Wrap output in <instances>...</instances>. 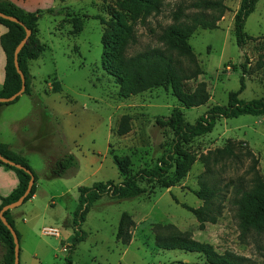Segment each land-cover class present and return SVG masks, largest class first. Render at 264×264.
Segmentation results:
<instances>
[{
	"label": "rangeland",
	"instance_id": "rangeland-1",
	"mask_svg": "<svg viewBox=\"0 0 264 264\" xmlns=\"http://www.w3.org/2000/svg\"><path fill=\"white\" fill-rule=\"evenodd\" d=\"M191 1L159 0L158 8L144 16L135 0H52L51 6H64L68 15L44 9L40 12L38 36L50 48L31 60L29 69L41 98L45 97L44 77L52 74L60 81L61 89L50 90L47 100L59 110L56 126L61 134V150L69 149L78 164L65 168L60 178L48 180L40 174L43 161L39 155L30 157L29 166L40 189L46 192L38 193L37 206L42 208L45 204L47 210L43 216L35 215L24 223L21 218L13 222L21 263L23 259L28 264L64 263L66 251L57 250V238L42 234L40 227L55 224L63 231L59 217L64 210L60 207L65 206L69 213L74 211L77 185L106 179L119 181L123 176L117 171L113 155L133 172L151 166L170 148L171 132L155 123L156 115L165 116L177 106L183 119L192 122L212 104H225L228 91L238 88L240 75L244 84L239 97L249 99L264 92V0H257L245 18L246 38L241 47L234 41L232 23L239 0H223L226 8L216 27L197 26L187 39L202 71L186 83L191 89L197 81L204 82V102L184 106L170 87L163 85L127 96L118 94V83L100 61L103 20L117 11L131 23L134 40L123 50L128 55L161 45L157 35L162 27L193 10ZM40 4H47V0ZM226 141L252 151L264 189V115L216 117L209 131L182 143L185 170L169 187L156 181H140L145 190L135 196L110 197L102 192L91 201L80 223L85 236L70 251V264H208L198 251L157 245L156 236L172 235L211 243L218 252L227 250L242 255L245 264H264V229L240 234L237 206L230 199L236 180L249 175L245 170L248 159L220 163L213 154L206 162L201 158ZM172 172L171 166L169 176ZM212 180L222 192L220 213L215 221L199 225L180 203L199 205L201 199L194 190L200 182ZM28 246L35 247V258L30 256Z\"/></svg>",
	"mask_w": 264,
	"mask_h": 264
},
{
	"label": "trees",
	"instance_id": "trees-1",
	"mask_svg": "<svg viewBox=\"0 0 264 264\" xmlns=\"http://www.w3.org/2000/svg\"><path fill=\"white\" fill-rule=\"evenodd\" d=\"M135 2L141 9L143 16L151 10H156L159 5V0H135ZM256 2L257 0H239L234 10L232 17L233 37L239 47L242 46L246 38L243 29L245 18L254 9ZM190 5L193 10L184 13L181 18H176L162 27L157 35L161 45L138 50L128 55H125L123 50L128 42L134 40L131 23L127 22L125 18L123 19L117 11L103 20L104 30L101 37L100 61L118 83L117 92L120 96H127L152 86L163 85L169 86L172 94L184 106L196 105L205 101L207 91L203 81H197L191 89L186 83L188 79L195 78L202 71L187 39L197 26L202 28L216 27L217 20L225 10L226 5L223 0H192ZM42 10L41 8L26 10L12 0H0V11L13 15L20 21H13L0 16V23L6 27L5 31L0 33V46L5 56L0 96L10 95L20 86V77L13 64L12 53L14 46L24 35V26L30 29V33L17 52V62L24 77L22 92H31V74L27 68V61L36 57L45 47V44L41 43L36 36L37 19ZM44 10L68 15L65 7L60 5L46 7ZM241 66L243 68L244 63H241ZM243 84V77L240 75L238 88L228 91L225 104H212L198 114L192 122H186L183 119L182 111L177 106H173L165 116L156 115L154 117L155 123L171 132V145L168 150L156 158L151 166H143L130 172L121 159L113 155L117 171L123 176L119 181L106 179L93 181L90 185H78L77 206L73 211L72 218V237L70 243L65 246L66 254L63 264H70V251L85 236V232L80 228V223L84 219V214L91 201L99 197L102 192H106L110 197L135 196L145 190L140 181L146 183L156 181L168 187L173 181L180 179L185 170V152L181 146L185 140L209 131L216 117H232L244 113L264 115V92L257 97L241 98L238 93L243 88ZM56 87L55 85L54 88ZM16 98L17 96L12 100ZM12 100L0 101V104ZM240 147L238 148L231 141H226L222 146L214 147L205 154H201V158L203 162H206L209 155L213 154L214 157L219 158L220 163L222 160L237 162L241 159H248V166L245 170L249 175L244 180L243 178L236 180L230 198L231 202L237 206L240 234H245L250 230L258 232L264 229V189L260 174L256 169L257 161L252 151L247 147L244 149H240ZM0 154L19 164L16 166L0 160V164L5 168L12 169L17 178L16 185L6 195L0 196L1 207L22 193L30 174H32L33 181L30 190L22 201L27 199L34 190L35 174L25 157L10 149L3 142H0ZM69 166H77V160L72 153L62 155L57 162V167L61 170ZM171 166L173 172L172 176H169L168 171ZM194 193L201 199L199 205L191 206L184 202L180 204L195 216L199 225L205 221H215L220 213L222 195L216 181L200 182L199 188L194 190ZM2 213L18 238L9 209ZM156 237V243L161 247H179L202 253L208 264H245L244 256L227 250L218 252L211 243L205 241L174 235ZM0 243L2 245L0 264H13L12 235L1 220ZM181 264L189 263L181 262Z\"/></svg>",
	"mask_w": 264,
	"mask_h": 264
},
{
	"label": "crops",
	"instance_id": "crops-1",
	"mask_svg": "<svg viewBox=\"0 0 264 264\" xmlns=\"http://www.w3.org/2000/svg\"><path fill=\"white\" fill-rule=\"evenodd\" d=\"M12 1L26 10H34L36 8L45 9L46 7H50L52 2V0H47V4L42 5L40 4V1L46 0ZM5 29L6 27L0 23V33L5 31ZM37 31V37L40 41L42 39L40 36H38V33H40L39 28ZM48 47L50 48L48 44H45V47L37 54L36 57L30 58L27 61V68L31 74V92H21L17 95L15 100L0 104V142L7 144L10 149L22 154L29 165H31L30 157L34 154H38L43 161V170L40 174L45 179L52 180L56 179V177L60 178V175H63L65 170H61V168L57 167L58 159L62 155L72 152L69 149L61 150V134L56 126L57 118L59 116L57 111L59 110L53 104H49L47 100L50 98L48 93L50 90L57 91L61 89L60 81L56 77L52 76V74L51 77L50 74L44 77L45 87L42 89V91L45 93V97L41 98L40 91L35 89L33 84L34 75L29 69L31 60L40 56L42 51ZM4 62L5 56L0 46V87L3 80ZM55 85L57 86L56 88H54ZM51 100H53V98H51ZM16 183L17 178L14 171L10 168H5L0 164V196L6 195L16 185ZM34 184V190L27 199L22 201L20 204L9 208V214L11 215L13 222L21 218V221L24 223L35 215L43 216L44 211L47 210V205L45 204L42 208H38L37 206L38 193L41 190V185L37 181L36 174ZM41 192L43 194L46 193L44 189L41 190ZM64 193L65 192L61 190V194L64 195ZM50 204L52 207H54V202L52 200H50ZM60 208L64 210V213L62 212L59 217L63 231L55 224L50 225L56 227L57 229L56 234H52L57 238V250L65 252V246L70 243L72 237L73 212H66L67 209L65 206H61ZM44 225L49 224H42L41 227ZM69 228H71V230H68ZM18 247V264H28L26 259H23L21 263L19 257V252L21 249L19 245ZM24 249L26 248L24 247ZM27 250H29L30 256L32 258L37 256V251L34 246H28Z\"/></svg>",
	"mask_w": 264,
	"mask_h": 264
},
{
	"label": "water",
	"instance_id": "water-1",
	"mask_svg": "<svg viewBox=\"0 0 264 264\" xmlns=\"http://www.w3.org/2000/svg\"><path fill=\"white\" fill-rule=\"evenodd\" d=\"M0 16L8 18V19L13 20V21L20 22L15 16L5 14V13H3L1 11H0ZM29 33H30V29L28 27L24 26V35L17 42V44L14 46L13 53H12L13 64H14V67H15L16 71L19 74V77H20V86H19V88L16 91L11 93L10 95L0 96V101L12 100L14 97H16L19 93H21L23 91V88H24V77H23V74H22L20 68L18 67L17 52H18L19 48L21 47V45L24 43V41L27 38V36L29 35ZM0 160L3 161V162H6L8 164H14L16 166H19L18 163H14L12 160H9L8 158L4 157L1 154H0ZM32 181H33V175L30 174V176H29V178L27 180L26 186L23 189L22 193L20 195H18V197L16 199H14V200H12L10 202L4 203L0 207V220L8 228V230L10 231V233L12 235V241H13V264H18V256H17L18 255V240H17V236H16V233H15L14 229L6 221V219H5V217H4L2 212L4 210L9 209L10 207H12L14 205H17V204H20L22 202L23 198L26 196V194L30 190V186H31Z\"/></svg>",
	"mask_w": 264,
	"mask_h": 264
},
{
	"label": "built area",
	"instance_id": "built-area-1",
	"mask_svg": "<svg viewBox=\"0 0 264 264\" xmlns=\"http://www.w3.org/2000/svg\"><path fill=\"white\" fill-rule=\"evenodd\" d=\"M41 232L47 233V234H56L57 229L56 227L51 226V225H44L41 227Z\"/></svg>",
	"mask_w": 264,
	"mask_h": 264
}]
</instances>
